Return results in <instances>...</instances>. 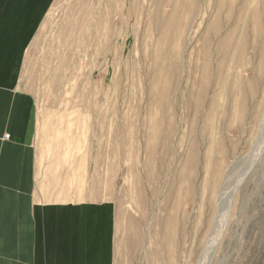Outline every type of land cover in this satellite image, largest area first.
<instances>
[{
    "label": "rangeland",
    "instance_id": "obj_1",
    "mask_svg": "<svg viewBox=\"0 0 264 264\" xmlns=\"http://www.w3.org/2000/svg\"><path fill=\"white\" fill-rule=\"evenodd\" d=\"M263 47L264 0H51L18 84L37 172L111 202L114 264H264Z\"/></svg>",
    "mask_w": 264,
    "mask_h": 264
},
{
    "label": "crops",
    "instance_id": "obj_2",
    "mask_svg": "<svg viewBox=\"0 0 264 264\" xmlns=\"http://www.w3.org/2000/svg\"><path fill=\"white\" fill-rule=\"evenodd\" d=\"M50 3L0 0V264H114L111 202L55 198L37 172L33 106L18 84Z\"/></svg>",
    "mask_w": 264,
    "mask_h": 264
},
{
    "label": "bare ground",
    "instance_id": "obj_3",
    "mask_svg": "<svg viewBox=\"0 0 264 264\" xmlns=\"http://www.w3.org/2000/svg\"><path fill=\"white\" fill-rule=\"evenodd\" d=\"M233 1V0H232ZM230 2V1H229ZM196 5V4H195ZM194 5V6H195ZM238 6V5H237ZM191 8V7H190ZM231 8V7H230ZM194 9V7H193ZM190 10V9H188ZM195 10V9H194ZM194 10H190V11H194ZM230 11V10H229ZM233 11V10H232ZM242 11V9H241ZM190 15V14H189ZM189 19V18H188ZM189 21V20H188ZM255 27V26H254ZM212 28V27H211ZM219 36V35H218ZM207 40V39H206ZM263 40V38L261 39ZM253 43V42H252ZM206 44V43H205ZM263 44V43H262ZM205 49V47H203ZM262 49V48H261ZM207 50V49H206ZM205 51V50H204ZM203 51V52H204ZM198 54V53H197ZM248 56V55H247ZM262 56L264 58V47L262 49ZM206 57V56H205ZM204 57V59H205ZM252 58V57H251ZM177 63V61H176ZM264 64V63H263ZM178 65V64H177ZM264 66V65H263ZM205 67V66H204ZM189 68V66H188ZM210 68V67H209ZM262 68V67H261ZM205 69V68H204ZM222 69V68H221ZM219 69V70H221ZM197 70V69H196ZM214 70V69H213ZM187 71V70H186ZM207 70H203V72ZM224 71V70H223ZM257 74V73H256ZM174 75V74H173ZM206 77V76H205ZM204 77V78H205ZM187 80V79H186ZM193 81V80H192ZM191 82V81H190ZM202 82V81H201ZM206 82V81H205ZM207 83V82H206ZM239 83V81H238ZM198 84V83H197ZM193 85V84H192ZM250 85V84H249ZM165 87V86H164ZM264 87V86H263ZM203 88V87H202ZM231 88V87H230ZM237 89V88H236ZM217 90V89H216ZM190 91V90H189ZM232 91V90H231ZM210 92V91H209ZM234 92V91H233ZM217 93V92H216ZM235 93V92H234ZM241 93V92H240ZM159 95V94H158ZM210 95V94H209ZM234 95V94H233ZM160 96V95H159ZM187 97V96H186ZM196 97V96H195ZM192 100V99H191ZM157 103V102H156ZM188 104V103H187ZM213 104V103H212ZM215 104V103H214ZM186 105V104H185ZM211 109V108H209ZM264 113V111H263ZM211 114V113H210ZM163 115V114H162ZM264 117V115H263ZM162 120V119H161ZM264 120V119H263ZM208 121V119H207ZM203 122V121H202ZM170 134V133H169ZM159 135V134H157ZM156 137V136H155ZM154 142V140H153ZM155 144V143H154ZM151 145V144H150ZM152 146V145H151ZM150 147V146H149ZM262 149V148H261ZM260 153V152H259ZM149 156V155H148ZM254 157V156H253ZM168 160V159H167ZM190 161V160H189ZM249 161V160H248ZM251 163V161H250ZM168 165V164H167ZM251 167V166H250ZM166 169V168H165ZM244 174V172H242ZM242 174V177L244 176ZM246 175V174H245ZM245 178V177H244ZM243 179V178H241ZM240 180V179H239ZM238 180V181H239ZM238 181H236L235 183L232 184V186L229 184L227 187L225 188H222L220 191V194L218 196V199H217V210H216V213H215V217H214V220L212 222V225H211V228H210V234H209V238L207 239V242L205 244V248H204V253L203 255L201 256L202 258V262L206 263V257L209 255V252H211V250L213 249V247L215 246L220 234L222 233V230L224 229V226H225V219L227 217V212H228V209H229V205H230V197H231V192H232V189L234 190L235 188V185L238 183ZM240 183V182H239ZM178 185V184H177ZM214 185V184H213ZM227 185V184H226ZM225 185V186H226ZM177 187V186H176ZM224 187V186H222ZM237 189V187L235 188V190ZM233 193V192H232ZM182 213V212H181ZM179 219V218H178ZM227 221V220H226ZM204 222V221H203ZM180 229V228H179ZM197 243V242H196ZM217 246V245H216ZM200 258V259H201ZM220 261V260H219ZM208 262V261H207ZM209 263V262H208ZM213 263V262H212Z\"/></svg>",
    "mask_w": 264,
    "mask_h": 264
},
{
    "label": "built area",
    "instance_id": "obj_4",
    "mask_svg": "<svg viewBox=\"0 0 264 264\" xmlns=\"http://www.w3.org/2000/svg\"><path fill=\"white\" fill-rule=\"evenodd\" d=\"M9 136L8 135H4V139L8 138Z\"/></svg>",
    "mask_w": 264,
    "mask_h": 264
}]
</instances>
